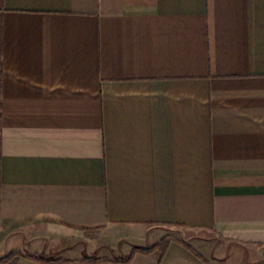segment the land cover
<instances>
[{
  "label": "crops",
  "instance_id": "1",
  "mask_svg": "<svg viewBox=\"0 0 264 264\" xmlns=\"http://www.w3.org/2000/svg\"><path fill=\"white\" fill-rule=\"evenodd\" d=\"M117 226L118 257L83 256ZM11 254L264 264V0H0Z\"/></svg>",
  "mask_w": 264,
  "mask_h": 264
},
{
  "label": "rangeland",
  "instance_id": "2",
  "mask_svg": "<svg viewBox=\"0 0 264 264\" xmlns=\"http://www.w3.org/2000/svg\"><path fill=\"white\" fill-rule=\"evenodd\" d=\"M164 234H169L172 235L174 237H177L179 239H181L184 242H192L194 241V239H191L193 237V235H191V233H189L186 230H179V229H167L165 231H163ZM122 234H124V229L122 226H117L115 229L111 228V229H104L103 231H100L99 233H92L91 238L92 239H87L86 244H85V251L83 253L84 255H94V251H96V253L99 255H101V257L103 256L102 259H106V258H111L110 257V253H111V248L113 247L114 251H116V255L117 257L120 255V253L122 252L121 249H124V245H119V243H115L114 242V238H117L119 242L120 237H122ZM195 235V234H194ZM195 242V241H194ZM23 256L27 255V254H23L21 253ZM115 255V256H116ZM36 256V255H33ZM44 257V256H43ZM105 257V258H104ZM80 258H82V255L80 256Z\"/></svg>",
  "mask_w": 264,
  "mask_h": 264
},
{
  "label": "trees",
  "instance_id": "3",
  "mask_svg": "<svg viewBox=\"0 0 264 264\" xmlns=\"http://www.w3.org/2000/svg\"><path fill=\"white\" fill-rule=\"evenodd\" d=\"M163 245L165 246V243H161L160 246L163 247ZM154 249H156V247H153L151 249H140V248L134 249V251L132 252L131 256L129 258H127V259H124L123 262L124 263H128L131 260V258L133 257V255L136 254L137 252H149V251H152ZM20 256H21V254H11V255H8V256H6V257H4L3 259L0 260V264H15L16 261H17V259ZM36 258L39 261H42V262L47 261L45 259V257H43V256H37Z\"/></svg>",
  "mask_w": 264,
  "mask_h": 264
}]
</instances>
